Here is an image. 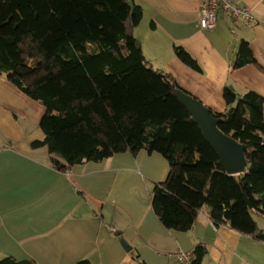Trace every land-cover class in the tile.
<instances>
[{"label":"trees","instance_id":"obj_1","mask_svg":"<svg viewBox=\"0 0 264 264\" xmlns=\"http://www.w3.org/2000/svg\"><path fill=\"white\" fill-rule=\"evenodd\" d=\"M140 18L131 0H0V72L45 107L43 137L32 145H45L61 171L118 152L156 151L168 170L150 200L166 228L189 229L207 206L214 224L264 240L253 217H264L263 96L247 90L238 97L227 85L224 111L207 107L220 118L218 129L245 147V170L228 173L174 95L175 79L147 64L131 31ZM250 22L244 26L256 18ZM174 50L200 70L183 47ZM251 62L257 64L241 40L232 69ZM202 251L192 250V264ZM0 264L28 262L4 255Z\"/></svg>","mask_w":264,"mask_h":264},{"label":"crops","instance_id":"obj_2","mask_svg":"<svg viewBox=\"0 0 264 264\" xmlns=\"http://www.w3.org/2000/svg\"><path fill=\"white\" fill-rule=\"evenodd\" d=\"M131 1L141 9L131 31L147 64L168 72L182 90L213 112L226 108L227 85L238 97L253 90L264 98V0H239L253 12V25L218 12L210 29L199 26L200 0ZM241 40L257 64L232 69ZM175 46L200 70L184 63ZM44 111L0 72V256L28 264H185L168 253L200 246L199 264H264V240L214 224L207 206L185 231L159 221L150 198L168 163L156 151L54 168L47 147L32 145L43 137Z\"/></svg>","mask_w":264,"mask_h":264},{"label":"water","instance_id":"obj_3","mask_svg":"<svg viewBox=\"0 0 264 264\" xmlns=\"http://www.w3.org/2000/svg\"><path fill=\"white\" fill-rule=\"evenodd\" d=\"M173 92L187 109L190 119L200 126L207 140L215 149L218 155V164L231 174L243 172L247 164L244 145L218 129L217 123L220 118L212 114L201 101L180 88H174ZM120 241L126 249H129V245L123 239Z\"/></svg>","mask_w":264,"mask_h":264},{"label":"built area","instance_id":"obj_4","mask_svg":"<svg viewBox=\"0 0 264 264\" xmlns=\"http://www.w3.org/2000/svg\"><path fill=\"white\" fill-rule=\"evenodd\" d=\"M222 12L230 16L239 25H247L254 19L253 12L239 0H200L199 26L201 28H213L216 25L217 14ZM176 261L192 264V255L188 250H179L168 253Z\"/></svg>","mask_w":264,"mask_h":264},{"label":"rangeland","instance_id":"obj_5","mask_svg":"<svg viewBox=\"0 0 264 264\" xmlns=\"http://www.w3.org/2000/svg\"><path fill=\"white\" fill-rule=\"evenodd\" d=\"M253 217H254L255 221L258 223V225H259L260 227H263V228H264V217L259 216V215L254 214V213H253ZM3 256H4V255H3Z\"/></svg>","mask_w":264,"mask_h":264}]
</instances>
